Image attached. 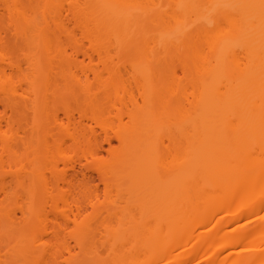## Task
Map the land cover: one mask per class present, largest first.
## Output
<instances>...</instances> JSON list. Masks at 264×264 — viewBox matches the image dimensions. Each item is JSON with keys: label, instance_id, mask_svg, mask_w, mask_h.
Wrapping results in <instances>:
<instances>
[{"label": "bare ground", "instance_id": "bare-ground-1", "mask_svg": "<svg viewBox=\"0 0 264 264\" xmlns=\"http://www.w3.org/2000/svg\"><path fill=\"white\" fill-rule=\"evenodd\" d=\"M0 264H264V0H0Z\"/></svg>", "mask_w": 264, "mask_h": 264}]
</instances>
